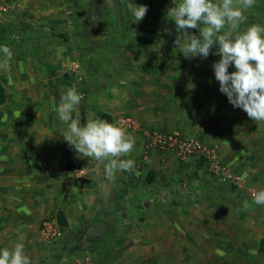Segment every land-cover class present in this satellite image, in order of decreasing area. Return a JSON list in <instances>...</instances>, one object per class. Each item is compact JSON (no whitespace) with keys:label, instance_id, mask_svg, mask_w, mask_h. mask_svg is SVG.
Wrapping results in <instances>:
<instances>
[{"label":"crops","instance_id":"obj_1","mask_svg":"<svg viewBox=\"0 0 264 264\" xmlns=\"http://www.w3.org/2000/svg\"><path fill=\"white\" fill-rule=\"evenodd\" d=\"M8 1V10L0 11V25L27 23L29 20L24 12L30 0ZM137 62L131 61L135 65ZM33 63L34 68L36 64V69H40L32 71L30 62H21V65L8 62L7 74L0 77L4 94L0 117L4 113L8 115L6 121L0 119V244L8 237L6 243L22 242L26 249V245L31 244L30 235L37 234L44 215L61 212L69 230H83L79 233L82 239L72 242V250H69L72 259L86 258L90 260L88 264H187L193 260L194 264H203L207 260L223 264L229 256L222 246L219 249L220 242H215L211 249L202 247L201 233L193 230L201 223L192 220V207H197L199 212L200 206L198 200L191 198L192 191L186 181L191 177L197 182L211 180L207 165L199 163L194 156L179 160L171 152L150 147L144 136V132L151 130L171 132L174 129L170 130V125L176 123L173 109L167 113L155 110L152 107L154 99L190 100L199 89L192 90L189 82L183 88H175L174 82L168 88H161L158 62L153 60L140 62L146 68L140 73V83L130 78L125 82L121 78L116 84L113 78H106L97 92L96 87H91L95 81L93 85L88 81L87 104L79 105L81 123L90 116L107 120L103 115L108 116L111 123L125 116H131L139 123V132L127 130L136 143L130 153L121 157L133 159L139 175L117 172L114 182H110L105 177V162L80 158L62 136L67 124L59 120L55 107L64 93L63 78L59 77L61 86L58 87L57 82H53L48 62ZM20 72L22 75L19 76ZM22 76L30 81L22 80L25 86L19 82ZM36 80H41L40 86H29ZM65 83L67 89L75 87L83 94V99L86 97L84 79L75 82L71 77ZM201 90L202 102L215 107L216 111L218 105L213 99L217 100V88L205 90L203 85ZM137 92L143 96L136 95ZM160 92H165L166 96H160ZM138 99H143L141 110L135 103ZM222 100L221 97L220 105ZM122 103L130 109L125 110ZM164 113L169 115L167 123L170 125L163 124ZM146 114L148 120L143 118ZM250 123L251 126L254 124L249 118ZM185 132L181 133L197 137L193 132L206 141L214 138L201 132L200 128H192L188 134ZM251 134L255 135L253 131ZM259 159L257 162L248 159L246 173L241 172L251 191L264 189V154ZM79 170L86 176H81ZM121 186L128 191H122ZM177 195L180 199L175 198ZM172 201L180 202L171 205ZM247 202L250 205H247L249 212L245 226L258 232L260 249V241H264V205L252 203V197H248ZM105 228L108 230L101 236ZM234 257L245 258L246 264H264V250Z\"/></svg>","mask_w":264,"mask_h":264},{"label":"rangeland","instance_id":"obj_2","mask_svg":"<svg viewBox=\"0 0 264 264\" xmlns=\"http://www.w3.org/2000/svg\"><path fill=\"white\" fill-rule=\"evenodd\" d=\"M132 2L136 5H143L140 0H132ZM125 4L126 0H30L26 4L24 12L29 20L27 23L21 22V24L13 26L0 25V28L9 29L7 27H12L10 29H14V31H22L28 35L33 34L37 38V44L36 46L26 45L24 50L23 44H16L11 49L13 58L9 62L14 61L19 65L21 62H30L32 71L40 69H36V64L35 68L33 67L34 61L48 62L54 77L53 82H57L58 87L61 86L58 79L62 77L65 92L67 90L65 80L70 81L72 77L68 72L69 63L72 60H77L85 83L86 97L81 100L80 104L82 105H86L88 101L89 82L93 85L95 81V85L91 87H96L97 92L99 91L98 87L103 85L106 78L108 80L113 78L112 80L116 84L120 83L121 78L125 82L127 78H130L132 81L140 83L142 81L140 73L146 69L140 63L143 60L158 62L161 88H168L173 82L175 88H183L189 82L192 84V90L199 89V93L190 100L171 101L161 97L158 100L154 99L153 106H151L155 110L165 113L173 109L176 121L174 126L167 123L169 115L164 113L163 116L165 118L163 124L170 125V130L176 129L183 133L186 130L185 133H187L192 128H200L201 132L213 135V140L206 141L201 135L192 132L195 136L203 139L205 143L207 142L209 150L218 155L221 164L228 171L239 176L243 181V186L248 191H240L229 182L220 180L202 159L207 165V172L212 179L207 182H197L195 178L191 177L186 181V185L192 191L191 198L198 200V207L200 206L199 212L196 210L197 207H192L191 216L192 220L201 223L200 227L193 230L201 233L202 247L208 246L211 249L215 242H220L219 249L222 246L224 253L226 252L229 256L227 259L225 258L223 264H246L245 258H235L234 256L251 251L260 253L261 250L258 245V232L248 230L245 226L249 211L248 207L244 206V202L248 197H252V191L249 190L248 181L241 172L244 170L243 172L246 173L248 159L249 161L256 159L257 162L264 154V121H253L254 124L251 126L246 112L234 108L228 102L226 95L219 91V82L215 80L212 68V64L219 60V56L210 54L206 59L185 58L178 45L169 41L168 25L165 20L160 19L163 15L159 9H156L153 4H146L148 6L147 14L151 16L153 14L155 19L152 21L151 18L148 19L144 16L137 23ZM251 7L250 13L247 9L244 10L247 20L237 31L242 32L254 23L264 25V0H254ZM69 13H72L74 17L72 23L69 22ZM235 34L236 32L233 33V35ZM212 51H215V46ZM131 61L138 62L135 65ZM16 70L22 71L21 69ZM234 70V67H230L228 71ZM6 74V70H0V77ZM18 75H22V72ZM162 78L163 80H161ZM19 79H21L19 82L23 84L22 80H25L23 76ZM40 82L41 80L33 81V83H29V86H40ZM99 82L101 83L99 84ZM162 82L165 84L162 85ZM203 85L205 90L211 88L212 91H215L217 88V100L213 99V102L218 105L216 111L215 107L207 105V102L206 104L202 102V93L200 92ZM161 94L166 96L165 92H160V96H162ZM136 95L143 96L140 92H137ZM221 97L223 98L222 105L219 102ZM138 100L139 102L135 101V103H137V109L141 110L143 99ZM122 106L127 111L130 109L129 105L124 103ZM143 118L148 120L149 116L146 114V116L143 115ZM252 131L255 133L254 137L251 134ZM135 132L139 131L135 130ZM219 142H222V146ZM233 144H235L234 147ZM121 187L122 191H128L125 187ZM175 198L180 199L178 195ZM131 208L129 207V209ZM117 214L120 216V212ZM131 214L134 215L132 212ZM239 214L240 216H238ZM53 217L55 215L52 212L46 213L42 221L45 218ZM107 230L105 228L101 236H105ZM63 231L62 238L53 243H47L42 239L40 228L36 231L37 234L30 235L31 244L26 245L25 252L33 264H72L73 262L88 264L90 262L86 258L72 259L71 251H69L72 248L73 240L82 239L80 237L82 235L79 233H83V230H76L77 234L65 227ZM4 240L5 242L0 244V248L12 245L8 244L9 242L6 243L8 237H4ZM194 262V260L188 261L187 264H194ZM196 262L198 261L196 260ZM210 262L212 263L207 260L203 264H210Z\"/></svg>","mask_w":264,"mask_h":264},{"label":"clouds","instance_id":"obj_3","mask_svg":"<svg viewBox=\"0 0 264 264\" xmlns=\"http://www.w3.org/2000/svg\"><path fill=\"white\" fill-rule=\"evenodd\" d=\"M253 3L254 0H220L218 3L214 0H179L168 13H171L179 34L174 43L183 56L201 59L210 54L219 56L212 64L219 91L250 119L264 121V25L254 23L242 32L237 31L247 20L244 10ZM125 6L137 23L148 11L147 5H136L132 0H126ZM191 29H199V34H193ZM213 46L215 51H212ZM12 58L13 51L7 45H0V70H7ZM230 67L235 70L229 72ZM82 99L72 87L61 95L55 107L59 120L67 124L63 138L80 158L105 162L104 173L110 182H114L117 172L139 175L133 159H121L133 150L135 137L118 123L100 117L90 116L81 123L79 105ZM0 119L6 121L7 113ZM252 203L264 205V189L252 190ZM247 205L245 201L244 206ZM0 264L33 262L25 252L24 243L13 242L11 246L0 248Z\"/></svg>","mask_w":264,"mask_h":264},{"label":"built area","instance_id":"obj_4","mask_svg":"<svg viewBox=\"0 0 264 264\" xmlns=\"http://www.w3.org/2000/svg\"><path fill=\"white\" fill-rule=\"evenodd\" d=\"M10 3L8 0H0V11L6 12ZM70 23L73 21L72 13H69ZM68 72L75 82H81L83 77L80 64L77 60H72L68 66ZM83 97V94H81ZM115 123L126 130L135 131L139 129V123L131 117L118 118ZM148 146L158 150L171 152L179 160L194 156L197 159H204L209 169L220 180L229 182L240 191H248L243 186V181L239 176L228 171L220 162L218 155L209 150L207 144L194 136L182 134L179 130H173L168 133H160L155 130L144 132ZM81 176H86L83 170H79ZM40 236L47 243H53L63 236L61 228L54 218H45L40 225Z\"/></svg>","mask_w":264,"mask_h":264},{"label":"trees","instance_id":"obj_5","mask_svg":"<svg viewBox=\"0 0 264 264\" xmlns=\"http://www.w3.org/2000/svg\"><path fill=\"white\" fill-rule=\"evenodd\" d=\"M143 5L146 4H153V6L156 9H159V12L163 15L160 19L165 20L168 25V32H169V41L174 43V41L178 37V33L176 32V26L175 22L172 20L173 17L171 13L168 11L174 7V3H178L179 0H140ZM214 2H220V0H214ZM250 10H252V7L248 8L247 11L250 13ZM148 12V11H147ZM148 19L154 21L155 17L146 13L145 15ZM159 18V17H157ZM9 30V31H8ZM193 34H199V29H191L190 30ZM16 44H23V50L26 48V45H32L36 46L37 44V38H35L32 35H28L26 33H22V31H14V29H6V28H0V45H7L10 49H12ZM22 51V50H21ZM4 102V94H3V88L0 85V105ZM104 118L107 119V121H110V118L106 115H103ZM203 162L202 159H199V163ZM148 181L151 180V178H147ZM180 201H172L171 205H176ZM56 219L58 221V224L62 227H66L67 223L63 218V215L61 212H57ZM260 249L264 250V241H260ZM72 250V248H71Z\"/></svg>","mask_w":264,"mask_h":264}]
</instances>
